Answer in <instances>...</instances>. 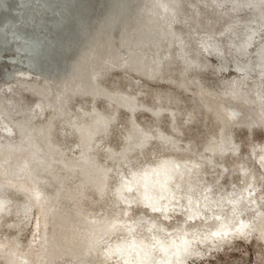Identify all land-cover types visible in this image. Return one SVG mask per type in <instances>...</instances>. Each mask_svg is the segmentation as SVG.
Here are the masks:
<instances>
[{
	"label": "bare ground",
	"instance_id": "6f19581e",
	"mask_svg": "<svg viewBox=\"0 0 264 264\" xmlns=\"http://www.w3.org/2000/svg\"><path fill=\"white\" fill-rule=\"evenodd\" d=\"M101 2L48 75L20 53L37 6L7 26L0 0V65H19L0 81V264H204L264 242V142L240 148L264 138V0Z\"/></svg>",
	"mask_w": 264,
	"mask_h": 264
},
{
	"label": "rangeland",
	"instance_id": "374dc122",
	"mask_svg": "<svg viewBox=\"0 0 264 264\" xmlns=\"http://www.w3.org/2000/svg\"><path fill=\"white\" fill-rule=\"evenodd\" d=\"M6 1L8 12L3 15V21H1L7 26L20 18L19 16L27 8L26 3L34 2L37 6L38 10L32 12L30 22L25 25V31L18 34L21 41L20 53L24 56V60L31 61L33 66L48 75L55 74L61 69L62 56L69 47L70 62L78 57L75 47L85 36L87 21L93 15L100 16L105 10L101 0ZM18 66L8 58L6 65H0V81ZM0 87L2 86L0 85ZM263 142L264 138L261 137L254 138V140L246 139L241 141L240 148L246 150L247 155L254 160L255 153L259 152V148L254 145ZM29 224L30 222L25 220L24 223L17 226L22 229L21 237H25L28 233ZM257 251L264 254L263 241L258 239L237 240L235 243L225 244L213 250L209 255L210 260L205 261L204 264H259L256 259L257 255L259 256Z\"/></svg>",
	"mask_w": 264,
	"mask_h": 264
}]
</instances>
